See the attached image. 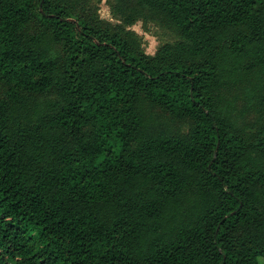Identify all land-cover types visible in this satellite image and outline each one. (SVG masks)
Wrapping results in <instances>:
<instances>
[{
  "label": "trees",
  "instance_id": "trees-1",
  "mask_svg": "<svg viewBox=\"0 0 264 264\" xmlns=\"http://www.w3.org/2000/svg\"><path fill=\"white\" fill-rule=\"evenodd\" d=\"M112 9L0 0V264H264V0Z\"/></svg>",
  "mask_w": 264,
  "mask_h": 264
},
{
  "label": "rangeland",
  "instance_id": "rangeland-1",
  "mask_svg": "<svg viewBox=\"0 0 264 264\" xmlns=\"http://www.w3.org/2000/svg\"><path fill=\"white\" fill-rule=\"evenodd\" d=\"M91 6L97 10L99 16L108 23L116 25L122 23V17L113 12L115 0H88ZM139 36L143 49L146 53L155 54L157 50L165 44H176L184 41L180 31L175 27L167 28L152 20H139L129 27ZM5 87L0 81V94ZM184 131H188V126H184ZM264 262V259L261 258Z\"/></svg>",
  "mask_w": 264,
  "mask_h": 264
}]
</instances>
